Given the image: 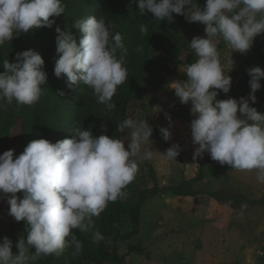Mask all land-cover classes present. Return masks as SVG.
<instances>
[{
	"label": "clouds",
	"instance_id": "clouds-1",
	"mask_svg": "<svg viewBox=\"0 0 264 264\" xmlns=\"http://www.w3.org/2000/svg\"><path fill=\"white\" fill-rule=\"evenodd\" d=\"M132 2L137 3L140 15L151 13L160 22L172 23L175 14L189 23L206 26L205 37L195 36L189 44L197 59L183 66L187 79L167 85L181 104H191L193 160L208 153L220 165L239 171L257 170V180L264 183V114L249 103H256L264 70L259 66L246 70L251 90L248 97L218 100V90L230 92L229 73L234 61L231 56L222 63L214 43L222 39L233 53L246 54L254 39L264 33V0H206L203 8L196 0ZM65 10L63 0H0V46L22 33L51 29L55 19L50 18L62 16ZM72 27L81 33L79 43L70 30L55 29L58 58H54V75L66 77L70 88L83 83L93 90L98 103L115 110L112 98L128 78L122 35L110 33L114 25L106 24L102 17L81 18ZM139 31L143 35L148 28L141 24ZM118 50L122 53L119 58ZM44 66L41 54L31 49L17 53L15 62L4 59L0 101L11 104L15 100L29 106L37 103L41 86L47 83ZM166 119L168 127H160L159 132L168 142L173 125L170 115L166 114ZM116 128L127 135L120 139L106 134L94 136L91 130L75 126L72 138L55 143L43 138L31 141L15 159L14 149L0 155V193L8 197V214L16 222L24 221L27 232L26 238L20 237L15 245L3 237L0 264H30L42 256L59 255L66 248H72L73 255L80 254L83 242L73 230L87 233L93 217H99L110 202L127 195L124 189L139 171L134 158L159 157L176 162L183 151L179 144H172L163 153L145 148L152 143L153 128L148 121L125 118ZM17 193H23V198ZM103 239L99 231L93 234L94 243Z\"/></svg>",
	"mask_w": 264,
	"mask_h": 264
},
{
	"label": "rangeland",
	"instance_id": "rangeland-1",
	"mask_svg": "<svg viewBox=\"0 0 264 264\" xmlns=\"http://www.w3.org/2000/svg\"><path fill=\"white\" fill-rule=\"evenodd\" d=\"M205 2L206 0H196L201 8ZM63 3L66 5L64 1ZM84 8L86 7L77 10L75 16L70 15L71 22L89 16ZM106 24L109 25L108 22ZM141 24L147 26L146 34L140 33ZM205 27L198 23L187 22L182 15L174 14L173 22L169 23L166 20L157 21L151 13H147L146 18L130 29V37L135 46H139L136 40L140 37L145 38L146 41L137 53L133 68H130V70L135 68L134 78L120 85L126 100L120 105L115 103L116 108L112 110L113 117L118 124L125 118L148 121L153 128V134L150 138L152 143L149 142L144 146L147 149L152 148L163 153L172 144H179L183 151L176 162H168L159 157L152 160H142L141 156L134 158L138 162L139 171L135 179L127 185L128 188L124 189L127 195L122 200L137 202L140 196L146 197V200L141 210L140 231L134 237L123 241L119 254L125 256L126 260L117 264H264V236L256 237L249 245L230 246L220 242L225 235L218 233L214 227L218 224H226L233 229L240 223L239 216H243V213L236 210L237 214L232 217L230 216L232 207L221 205L211 199L214 195L245 199L241 194L259 199L264 195V183L257 180L255 184L259 188L256 189L243 184L238 187L240 183L237 176L229 172L217 175L214 169L209 170L206 183L192 185L189 182L196 178L190 179V176L198 175L201 167H206L203 163L210 155L205 153L202 158L193 160L195 146L191 140L190 123L194 117L190 113L191 104H181L174 91L167 85L175 80L187 79L186 74L182 73L183 66L195 62L191 59V52L194 50L189 44L195 36L205 37ZM39 31L42 30L39 28L28 34L22 33L14 37L11 42L6 41L0 49L6 44L19 42L28 35L38 36ZM53 33L56 31L54 30ZM256 38L252 48L246 54L233 53L222 39L214 41L221 62L226 63L231 56L234 61L233 71L229 73L232 79L231 88H236L243 82L249 60L254 52ZM219 92L221 91L218 90ZM249 103L250 107H255L259 113L264 114L260 100L256 99L254 104ZM157 108L161 110L158 111ZM166 114L170 115L173 125L170 129L172 139L168 142L162 139L159 132L160 127H168ZM14 135V138L7 141L5 148L0 147V155L4 151L17 148L22 135L21 125L15 130ZM124 135L127 133L120 134V138ZM216 182L232 186L238 193L228 188H217ZM190 186H192L191 190ZM180 187L184 191L196 194L204 193L205 190L203 195L206 196L196 199H191L192 196L178 197L175 192ZM153 190L159 192L154 195L151 193ZM7 198L0 193V241L6 236L15 245L20 237L26 238V223L16 222L8 214ZM220 207H223L225 212L222 213ZM260 210L263 211V209ZM208 211L210 212L206 217L208 223L203 225V217H199L197 213ZM116 214L119 215L118 210L112 214L114 221L118 220ZM258 217L264 224L262 212H259ZM117 231L123 235L131 231L128 217H122ZM131 246L140 248L141 252L130 253Z\"/></svg>",
	"mask_w": 264,
	"mask_h": 264
},
{
	"label": "trees",
	"instance_id": "trees-1",
	"mask_svg": "<svg viewBox=\"0 0 264 264\" xmlns=\"http://www.w3.org/2000/svg\"><path fill=\"white\" fill-rule=\"evenodd\" d=\"M63 1L66 3L65 13L60 17L52 18L55 19V24L51 29L40 28L42 31H39L38 36L35 34L28 35V37L20 39L19 42L6 44L4 48L0 49V72H3L2 63L4 59H8L10 63L15 62L17 53L31 49L41 54L45 62L44 70L47 73V83L41 86V97L34 105H19L15 100L11 104H7L6 101H0V104L6 103L4 107H0V147L5 148L7 146V141L14 138L15 130L21 125L22 135L17 148L14 149V152H16L14 159L23 153L31 141L43 138L55 143L66 138H72L71 132L75 126L91 130L94 136L106 134L110 138L120 139V133L117 132L116 128L118 122L113 117V111H109L106 105L97 102V98L91 88L83 83L70 88L66 83V77L57 78L54 75V58L58 57L55 44L57 34L53 33V31L57 26L61 30H70L77 43H79L81 33L78 29L72 27L77 19L71 22L70 15L71 17L72 15L75 16L77 10L86 7L84 9L89 16L95 15L98 19L104 18L106 23L114 25V27L110 28V33L119 32L123 37V43L127 49V53L124 55V66L128 70L127 80L131 81L135 75V68L131 70L130 68H133L132 66L137 60V53H139L141 46L144 45L146 40L140 37L136 40L139 46H135L132 42V37H130V29L146 18V14L140 15L137 3H133L132 0ZM154 42H158V40H154ZM192 52L191 59L195 61L197 57L195 52ZM121 55L122 53L118 50L117 58ZM254 66H259L262 70L264 68V33L256 38L254 52L249 60L247 69ZM249 80L250 77L246 71L243 82L239 83L236 88H230L228 94H224L222 91L219 92L217 99L226 100L232 97L239 100L241 97H248L251 91ZM260 83L261 89L255 95L256 99L264 101V79ZM60 92H63L64 95H59ZM125 100L126 97L123 90L121 86H118L112 102L120 105ZM203 164L204 166H216L221 171L233 170L227 165H220L211 158L206 159ZM204 178L205 170L201 167L196 178L189 182L194 185L202 182ZM128 190L130 191V189ZM157 192L159 191H151L154 195ZM204 193L187 192L182 190V187L175 192L178 197H196ZM17 197L22 199L23 193H17ZM211 197L224 204L238 207H242V205H264V201L249 202L247 199H236L235 197L224 195ZM127 200L118 199L116 202H110L99 217H93L92 226L87 233L73 230L77 238L83 242V249L80 254L73 255L74 250L66 248L59 255L42 256L36 261L30 262V264H117L125 262L126 257L120 256L119 248L124 243V240H128L139 233L141 210L146 197L140 196L137 202ZM117 210L119 215L116 214V218L118 220L114 221L112 220V214ZM123 216L128 217L131 227V231L126 235L116 232L117 226L120 227ZM96 231H99L104 236V239L99 243L93 242V234ZM16 251L17 249L14 246L13 252L15 253ZM129 252H141V249L131 246L129 247Z\"/></svg>",
	"mask_w": 264,
	"mask_h": 264
},
{
	"label": "crops",
	"instance_id": "crops-1",
	"mask_svg": "<svg viewBox=\"0 0 264 264\" xmlns=\"http://www.w3.org/2000/svg\"><path fill=\"white\" fill-rule=\"evenodd\" d=\"M262 104V111L264 112V101H261ZM211 158L210 156L206 157ZM213 167V168H212ZM209 168V169H208ZM206 169H208L206 171ZM214 169L215 173L217 175H221L223 172H229L232 175L237 176V180L239 181V185L238 187H241V185H245L247 187H252L253 189L259 188L255 182L257 181V170H252V171H239L236 169L233 170H229V171H221L218 167L216 166H206L204 168L205 170V178L202 181V184L206 183L208 181V172L209 170ZM198 174V173H197ZM186 176V175H184ZM197 175L194 174L192 176H190V179L195 178ZM216 186L217 188H228L231 189L233 191L234 188L232 186H229L225 183H220V182H216ZM251 183V184H250ZM264 188V187H263ZM216 189V188H215ZM205 191V190H204ZM210 192V191H207ZM237 192V191H235ZM264 192V189H263ZM238 193V192H237ZM240 194V193H239ZM242 196H244L245 199H247L249 202H259V201H264V195L263 197L259 198V199H253L250 198L249 196L245 195V194H241ZM202 196H206V195H199L196 197H192L191 199H196ZM213 201L221 204V205H226V206H230L233 208V211L230 213V216H234L235 214H237L236 210H239L240 212L243 213V216H239V220L240 223L238 225H236L233 229L231 228L230 225H226V224H218L217 226H215L214 228L216 229V231L220 234H224L225 237H223L221 239V243L222 244H229L230 246H232L233 244H250L251 242H253L256 237H262L264 236V224H262V221H260L258 215L259 212H262L264 215V205H256V206H249L247 205L246 207H238V206H232V205H228V204H224L222 202H219L217 200H215L214 198H211ZM211 204V203H210ZM220 211L223 213L225 212L223 207H220ZM260 209H263V211H261ZM221 212H217L218 214ZM210 214V212H198L197 215L199 217H203L202 220L203 221V225L208 223V219L206 218L208 215ZM209 225V224H208ZM233 239V240H231Z\"/></svg>",
	"mask_w": 264,
	"mask_h": 264
}]
</instances>
